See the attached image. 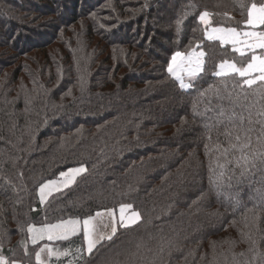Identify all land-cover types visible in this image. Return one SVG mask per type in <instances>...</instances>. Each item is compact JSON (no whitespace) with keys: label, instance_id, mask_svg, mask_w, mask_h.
I'll return each mask as SVG.
<instances>
[{"label":"trees","instance_id":"16d2710c","mask_svg":"<svg viewBox=\"0 0 264 264\" xmlns=\"http://www.w3.org/2000/svg\"><path fill=\"white\" fill-rule=\"evenodd\" d=\"M253 3L264 0H0V256L8 264H38L46 241L32 244L29 225L83 221L123 204L140 214L135 225L118 222L113 242L92 256L81 229L61 241L81 256L52 264H264V164L236 163L241 117L253 128L243 153L264 151V84L241 91L238 74L214 75L224 60L246 66L253 51L241 57L207 37L213 27L250 30ZM177 51L205 54L188 88L167 71ZM80 167L72 185L39 203L41 184ZM221 171L217 188L210 178ZM167 240L178 250L169 254Z\"/></svg>","mask_w":264,"mask_h":264},{"label":"snow or ice","instance_id":"6c2138e0","mask_svg":"<svg viewBox=\"0 0 264 264\" xmlns=\"http://www.w3.org/2000/svg\"><path fill=\"white\" fill-rule=\"evenodd\" d=\"M248 21L247 23L250 25L256 24H264V4L259 7L253 3L251 4L248 10ZM200 21L205 24L209 23V13L207 11L200 14ZM241 32L237 31L234 27L224 28V27H213L211 32L207 34L209 40H219L222 44H231L233 45V50L240 54L241 57L245 56V48L244 47H236V45H246L247 49L253 50V54L251 59L246 62L241 61L242 66H237L235 62H230L228 60H224L219 64V70L214 73L216 76H227L230 73H236L239 77L244 78L242 82L234 85L235 87H239L241 91H243L244 86L248 88H252L257 82L264 84V56H258L255 54L254 49L260 48L264 49V32L257 33L255 31L244 32L243 36L254 38L253 42H249L248 40H241ZM205 54L203 52H189L187 55L181 53L179 51L175 52L171 56V60L167 65V71L171 77L175 78L180 82L181 88L189 87L188 84L184 83V74L187 73L188 76H195L198 72L202 71V57ZM259 73V75L253 77L252 73ZM262 94H264V89H262ZM223 114V110L222 113ZM260 117L264 118V110H261L257 113ZM249 124L252 123L249 118ZM257 123L261 124L260 136L257 137L258 140L264 138V119L257 121ZM235 127V125H234ZM240 130L244 132V142L240 145L241 149V157L236 161L237 166H241V162L246 166L249 163V160L255 161L259 159L262 164H264V151H253L251 157L243 153V149L251 147V133L253 132V128H243V117H241V125ZM231 131H226L225 135L231 136ZM237 141H240V136L237 135L235 137ZM231 148H235L236 145H230ZM229 149H225L224 152L227 154ZM223 168V165H220ZM86 169L83 167L80 168H70L66 172H60V177L63 178L60 181L57 180H49L47 183H43L40 185L39 193H40V202L44 203L49 195H51L52 190L56 191L61 190V185L64 188L69 187L70 184L75 182V178L81 173L85 172ZM225 173L223 171L215 173L212 178H210L211 182L219 188L224 182ZM231 177H229L230 179ZM131 209V205L123 204L119 208L120 219L119 225L121 228H129L132 225H135L140 220V214L137 212H131L130 215L125 216L127 210ZM107 215L110 217V222L108 224H102L101 218ZM83 232V240L86 242V251L89 256L94 254V250L99 252L100 245L101 247L103 241L113 242V238L117 235V226L115 220V213L112 210H107L106 213L97 212L95 217L89 216L83 221L80 220H67L61 221L60 223L48 224L45 223L42 227H35L34 225H29L28 232L32 234V243L35 244L38 239H44L45 235L49 240L52 239H67L69 235H75L81 231ZM102 225V227H101ZM167 245V250L169 254L172 250L177 249L178 245L176 242L172 240L165 241ZM139 247V245H137ZM44 249H41L43 252ZM49 254H51L52 250L49 249ZM165 252V247L161 246L159 249V254L163 255ZM36 259L38 264H45L43 260H41L40 253H37ZM0 264H8L6 260L0 256ZM15 264V262H13ZM109 264H120L118 260L110 261ZM155 264V262H153Z\"/></svg>","mask_w":264,"mask_h":264},{"label":"crops","instance_id":"0c3cea01","mask_svg":"<svg viewBox=\"0 0 264 264\" xmlns=\"http://www.w3.org/2000/svg\"><path fill=\"white\" fill-rule=\"evenodd\" d=\"M249 31V30H248ZM79 176V175H78ZM77 176V177H78ZM76 177V178H77ZM75 178V179H76ZM61 179H63V178H59V180H61ZM58 181V180H57ZM70 185H72V184H70ZM69 185V186H70ZM62 189H64V187L63 188H61V190ZM55 192H57L56 190L55 191H53L52 193H51V195L53 194V193H55ZM39 194L40 193H38V196H39ZM50 196V195H49ZM48 196V197H49ZM48 197H47V199H48ZM46 199V200H47ZM40 204H43V203H40ZM112 211H114V210H112ZM107 211H104V212H101V213H106ZM115 213H116V211H114ZM93 217H95V216H93ZM110 217H108L107 215H104L102 218H101V220H102V224H108L109 222H110ZM115 220H116V226L118 227V216L117 215H115ZM35 227H37V226H35ZM42 227V226H41ZM101 227H102V225H101ZM37 228H39V227H37ZM78 234V233H77ZM29 235H30V239H32L31 238V236H32V234L31 233H29ZM76 235V234H75ZM75 235H69L68 236V238L67 239H52V240H49L48 238H47V236L45 235V237H44V239H38L37 240V242H41V241H46V243H45V245L41 248V249H44V251L43 252H41V249H40V251H39V253H40V257H41V260H43L44 262H45V264H52V262H55V263H58L59 261H61V260H66V259H68V258H73L74 257V253H77V255H76V258L77 257H79V256H81V253L82 252H80V251H78L77 250V248H75V246H73V245H70V244H68V245H61V241L62 240H68V239H70V238H72L73 236H75ZM32 241V240H31ZM36 242V243H37ZM86 242L85 241H83V250H84V252L85 253H87V251H86ZM49 249H51L52 250V252H51V254H49Z\"/></svg>","mask_w":264,"mask_h":264},{"label":"rangeland","instance_id":"374dc122","mask_svg":"<svg viewBox=\"0 0 264 264\" xmlns=\"http://www.w3.org/2000/svg\"><path fill=\"white\" fill-rule=\"evenodd\" d=\"M263 24H256V25H250V30L249 31H255V32H257L258 33V31H257V29L259 28V27H261ZM211 29L212 28H210L209 30H208V33L209 32H211ZM245 32H248V31H245ZM207 33V34H208ZM208 37V36H207ZM241 40L243 41V40H248L250 43L251 42H253L254 41V38H251V37H245V36H243V34L241 35ZM229 45H231V44H229ZM236 47H244L245 49H247V47H246V45H243V44H241V45H236ZM249 50V49H248ZM260 50H263V52H262V55L261 56H264V49H260V48H256V49H254V51H260ZM253 51V50H252ZM256 55H258V56H260V54H256ZM199 73V72H198ZM197 73V74H198ZM196 74V75H197ZM195 75V76H196ZM254 75H259V73H252V76H254ZM190 78H193V76L192 77H190V76H188L187 75V73H185L184 74V83L185 84H188V85H190L189 84V82H190ZM188 88V87H187ZM58 181H60L59 180V178L57 179ZM62 180V179H61ZM61 188H63V186L61 185ZM53 191H55V189H53L52 190V192ZM38 201H39V203H41L40 202V194H39V196H38ZM114 212V211H113ZM115 213V212H114ZM131 214V212L128 210V211H126V213H125V216H128V215H130ZM96 215V214H95ZM94 215V216H95ZM115 215H117L118 216V222H119V219H120V213H119V210L118 211H116V213H115ZM81 229H82V225H81ZM77 235V234H76ZM32 239H30V242L32 243V241H31ZM84 241V240H83ZM42 242V241H41ZM38 243V242H37ZM46 243V242H45ZM33 244V243H32ZM4 260H6L5 258H3ZM7 261V260H6Z\"/></svg>","mask_w":264,"mask_h":264}]
</instances>
